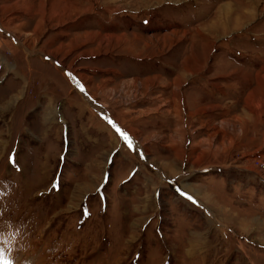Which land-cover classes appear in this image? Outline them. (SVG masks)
Returning a JSON list of instances; mask_svg holds the SVG:
<instances>
[{"label": "rangeland", "instance_id": "obj_1", "mask_svg": "<svg viewBox=\"0 0 264 264\" xmlns=\"http://www.w3.org/2000/svg\"><path fill=\"white\" fill-rule=\"evenodd\" d=\"M87 66L136 90L104 107ZM241 68L264 76V0H0V264H264V112L245 131L216 86Z\"/></svg>", "mask_w": 264, "mask_h": 264}, {"label": "crops", "instance_id": "obj_2", "mask_svg": "<svg viewBox=\"0 0 264 264\" xmlns=\"http://www.w3.org/2000/svg\"><path fill=\"white\" fill-rule=\"evenodd\" d=\"M128 42H129V40H128ZM128 42H126V43H128ZM144 46L145 47L149 46V47L155 48L154 46H150V44H148V43H145ZM181 67H183V71L186 73V74L184 73L186 76L184 79H188L189 76L191 77V75H194L196 73V72H193L191 70L190 66L184 67V63L181 64ZM87 68L89 70H93L96 72V74L94 76H97V79L95 82L93 81L94 83H91L89 87H88V85H86L87 80L85 79V83H82L83 90L89 97L95 98L98 101V103L104 107L107 105V101H109L108 96L111 97V93L115 92V90L117 89L114 87L123 86L125 88L124 90H125L126 94H127V90L130 91V94H133V92L136 90V88L132 84H130L131 82L125 83L123 80L119 81V79L121 78V73L115 69H107V68L106 69H98V68H93V67H89V66H87ZM196 70L197 69H195V71ZM240 70L242 71L241 72L242 76H240L239 73H238L239 76L237 73H235L237 80L235 79L236 77L231 78L230 76H228V78H226V79H228L227 83L229 85L225 86L224 81H223L222 82L223 85L219 84L216 86H218V88H217L218 91L222 90L221 93H218L219 95L222 96V98L225 97V92H228V94H229V92H231V90H233V87H238L237 91L240 90L241 88L243 89V93L241 95H239V97H238V101H240L242 103V111L244 113L241 111V113H243L241 115L243 117H241L239 115V116H233V118H234V120H236V119L238 120L239 125H240V123L245 124L246 129H244V130L246 131L251 124L253 126H255L257 124V121L255 120V118L260 117L262 115V113L264 112V76L263 75L259 76V74L255 73L256 70H253L252 72H254L255 75L253 74L254 76L251 77L249 74L248 75L246 74V72H248V71H245V69L241 68ZM243 71H245V72L243 73ZM252 72H249V73H252ZM152 77H154V79H149V78H151L150 76L144 77V79L145 80L149 79L150 82H152V80H154L157 85L165 84V86H169L170 84L171 85L173 84V86L181 85V83L183 81L181 79V75H177L175 77H172V80H171L172 82L170 81V83L166 82L163 79V77L159 74H154V75H152ZM131 80H136V79L134 77L133 78L131 77ZM97 81H99V83H97ZM149 86L151 87V83ZM219 86L221 88H219ZM224 86L226 88H224ZM105 87H110L108 93H104ZM118 88H120V87H118ZM122 91L123 90L117 91V92H122ZM144 95L146 96L147 94L144 93ZM130 96L133 99V96L132 95H130ZM255 96L257 97L258 103H257V100L252 101V97L254 98ZM146 97H148V96H146ZM118 98H119V96H118ZM122 98H124V97H122ZM215 102H217L216 105H214V104L213 105H203V107L199 106V107H196L195 109H197L196 110L197 112L199 110H202L203 108H204L203 110H205L207 112L211 111L208 113H213L214 110H215V112H219V111L225 112V114H222V120H221L220 125L222 127H225L227 129L226 131H230L231 127H229V120H227L225 118V117L230 116V114H229V111H230L229 103L228 102H226V103L219 102L218 100H216ZM157 106L160 107L159 104H157ZM194 106L195 105H193L192 107H194ZM148 109H149V105L146 106L147 111H148ZM191 110H194V108ZM110 111H109L110 115H112V116L115 115L114 116L115 118L112 117V119H114L115 122H117V124L119 122L118 119L122 122V119H120L121 116L119 118V113H117V111H113L111 109H110ZM191 115H192V113L190 112L189 116L191 117ZM160 116H162L163 118H159V119H161V121H159V124L155 125L154 127L165 128L167 125H169V122H167V120L165 119V117L163 115H160ZM239 120L242 122H240ZM239 130H240L239 132L237 130H235V132L241 133L242 130L240 129V126H239ZM221 132H223L222 129H221ZM141 134H142V132H141ZM216 134H218V133H216ZM229 144H230V140L224 135V132H223L221 143H220V146L218 148L221 147V150L228 149L227 147ZM151 146L152 145H150L149 147H151Z\"/></svg>", "mask_w": 264, "mask_h": 264}, {"label": "snow or ice", "instance_id": "obj_3", "mask_svg": "<svg viewBox=\"0 0 264 264\" xmlns=\"http://www.w3.org/2000/svg\"><path fill=\"white\" fill-rule=\"evenodd\" d=\"M81 91H83V88H82V87H81ZM110 123H111V122H110ZM113 127H115V125H113ZM116 130H117V132H120L119 129H116ZM121 135L123 136V138H124L126 141H128V137H127L126 135H124L122 132H121ZM128 143H129V147L131 148V147H132L131 142L128 141ZM54 187H55V185H54ZM177 191L180 192L179 189H177ZM180 195H181V196H185V198L188 199V200H190V201H192V203H194V204L196 203V201L193 200L191 196H187L184 192H180ZM3 264H11V261H7V260H5V261L3 262Z\"/></svg>", "mask_w": 264, "mask_h": 264}, {"label": "built area", "instance_id": "obj_4", "mask_svg": "<svg viewBox=\"0 0 264 264\" xmlns=\"http://www.w3.org/2000/svg\"><path fill=\"white\" fill-rule=\"evenodd\" d=\"M258 165H259L258 170L260 172L259 176L264 179V164L259 163Z\"/></svg>", "mask_w": 264, "mask_h": 264}, {"label": "bare ground", "instance_id": "obj_5", "mask_svg": "<svg viewBox=\"0 0 264 264\" xmlns=\"http://www.w3.org/2000/svg\"><path fill=\"white\" fill-rule=\"evenodd\" d=\"M225 30H226V28H225Z\"/></svg>", "mask_w": 264, "mask_h": 264}]
</instances>
